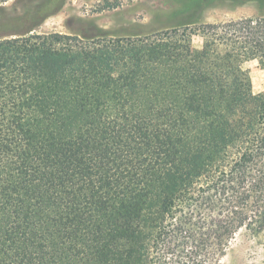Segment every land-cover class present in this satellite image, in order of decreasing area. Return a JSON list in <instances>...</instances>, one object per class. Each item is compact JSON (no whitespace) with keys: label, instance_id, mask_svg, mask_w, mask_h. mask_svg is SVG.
<instances>
[{"label":"trees","instance_id":"1","mask_svg":"<svg viewBox=\"0 0 264 264\" xmlns=\"http://www.w3.org/2000/svg\"><path fill=\"white\" fill-rule=\"evenodd\" d=\"M6 1L0 264H205L210 240L264 233V93L239 63L264 64V0L182 14L200 47L179 27L38 33Z\"/></svg>","mask_w":264,"mask_h":264},{"label":"rangeland","instance_id":"2","mask_svg":"<svg viewBox=\"0 0 264 264\" xmlns=\"http://www.w3.org/2000/svg\"><path fill=\"white\" fill-rule=\"evenodd\" d=\"M2 5L7 15L21 17L17 22L34 26L38 33H90L97 27L108 37H118L179 27L178 33L185 31L188 36L184 39L193 47H200L203 41L198 32L193 33L198 22L181 24L182 14L195 11L193 18L203 23L261 14L252 0H7ZM239 63L249 72L253 92L264 93V64L252 55L240 57ZM249 234L240 229L223 248L210 240V260L205 264H264V233ZM184 261L182 256H174L173 264Z\"/></svg>","mask_w":264,"mask_h":264}]
</instances>
